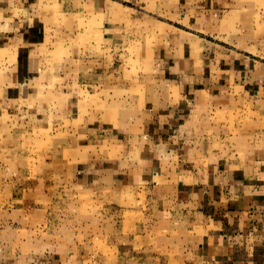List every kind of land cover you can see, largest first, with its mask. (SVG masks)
<instances>
[{"label": "crops", "instance_id": "0c3cea01", "mask_svg": "<svg viewBox=\"0 0 264 264\" xmlns=\"http://www.w3.org/2000/svg\"><path fill=\"white\" fill-rule=\"evenodd\" d=\"M116 4L117 23L107 21ZM77 14L97 16L98 46L66 28ZM138 25L155 44L135 55L144 65L122 63L115 41H137ZM7 109L75 139L69 159L86 158L77 183H106L120 213L152 217L151 232L177 250L163 264H264L263 0H0ZM122 259L110 264L134 261ZM0 264L18 263L0 252Z\"/></svg>", "mask_w": 264, "mask_h": 264}, {"label": "rangeland", "instance_id": "374dc122", "mask_svg": "<svg viewBox=\"0 0 264 264\" xmlns=\"http://www.w3.org/2000/svg\"><path fill=\"white\" fill-rule=\"evenodd\" d=\"M84 16H66L73 21V25L66 28L74 32L84 29L89 43L98 46L97 36L99 33L101 36L102 24L97 16L89 14L88 23ZM107 18L117 23V4L107 8ZM51 21L53 25L61 24V20ZM117 26L113 30H117ZM120 26L123 31L130 27L127 23ZM134 28L141 31L142 36L127 45L115 41L116 48L124 47L123 52L129 55L122 63L142 66L144 61L135 55L144 54L155 41L145 34L144 25ZM221 31L225 32L222 28ZM113 32L119 33V30ZM57 36L59 47L65 46L64 36L56 33L54 37ZM113 45L114 41L106 42L107 64ZM132 56L134 62L130 60ZM89 99L86 96L78 102L79 114L87 108ZM0 113V252L4 257L18 264L48 258L58 261L64 257H72L79 264H110L117 257L122 260L134 257L133 262L123 264H149L151 258L154 264H163L164 257L177 256L176 249L165 248L163 238L151 232L152 217L118 211L117 188H109L101 182L86 187L77 183L78 166L86 158L79 154L76 160L69 159L73 156L75 139L50 136L52 132L47 125L40 126L27 113L25 116L23 112L8 109ZM79 121L74 120L73 124ZM139 202V208L142 202L145 207V201ZM123 204H126L124 208L128 207V202ZM173 236L175 239L176 235ZM84 258L91 261H82Z\"/></svg>", "mask_w": 264, "mask_h": 264}]
</instances>
